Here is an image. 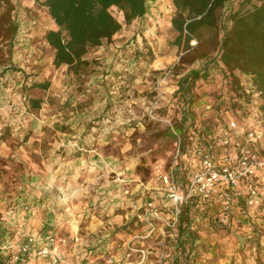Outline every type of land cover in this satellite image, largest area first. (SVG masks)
<instances>
[{"label": "rangeland", "instance_id": "374dc122", "mask_svg": "<svg viewBox=\"0 0 264 264\" xmlns=\"http://www.w3.org/2000/svg\"><path fill=\"white\" fill-rule=\"evenodd\" d=\"M9 2L18 27L19 9L29 1ZM236 6L222 11L219 38ZM111 12L121 37L91 49L77 74L51 67L46 52L26 74L12 61L16 35L11 47L0 38V113L6 110L4 118L0 114V264L20 232L65 238L72 227L77 235L96 222L111 228L108 238L121 242L117 234H125V244L104 248V258L121 255L125 245L159 246L157 232L145 237L137 217L148 202L173 223L164 229L163 245L177 246V264H264V203L249 206L244 187L228 203L191 196L176 206L174 220L161 182L172 174L185 195L197 168L192 148L211 144L215 128L229 117L243 122L256 110L264 115L260 96L245 92L251 76L228 72L209 35L199 48L194 40L190 48L177 47L172 27L146 38L143 24L125 25L118 10ZM38 20L32 26L37 42L48 29ZM9 48L11 67L2 64ZM193 71L199 78L182 85ZM44 82L47 89L33 87ZM176 227L179 236L170 238Z\"/></svg>", "mask_w": 264, "mask_h": 264}, {"label": "trees", "instance_id": "16d2710c", "mask_svg": "<svg viewBox=\"0 0 264 264\" xmlns=\"http://www.w3.org/2000/svg\"><path fill=\"white\" fill-rule=\"evenodd\" d=\"M31 1L41 3L56 26L44 35L45 42L53 50V67L65 66L73 74L87 64L85 56L91 49L109 43L121 30L122 25L111 10L116 9L122 14L125 25L142 19L146 13V0ZM229 1L172 0L175 13L170 22L176 34L172 45L190 48L189 44L194 40L196 48H199L202 38L209 35L210 42L219 51V61L228 72L238 71L251 76L253 85L260 92L264 111V0H239L227 16L229 27L223 29L219 38L220 18ZM0 8L5 9L0 16V38L11 47L18 27L11 20L9 0H0ZM205 52L200 56H205ZM10 55L9 48L3 65L12 66ZM190 76V82L189 76L185 77L182 85L193 84L199 78V72L193 71ZM238 84L236 81L235 86L238 87ZM48 86V82L33 85L40 89H47ZM30 103L32 108H38L40 101L30 99Z\"/></svg>", "mask_w": 264, "mask_h": 264}, {"label": "built area", "instance_id": "2783aa9c", "mask_svg": "<svg viewBox=\"0 0 264 264\" xmlns=\"http://www.w3.org/2000/svg\"><path fill=\"white\" fill-rule=\"evenodd\" d=\"M248 95L260 96V92L248 83L245 89ZM212 143L192 148V157L197 168L186 183V193L179 190L173 175H164L161 182L166 188L167 198L175 206L173 218L178 216L176 206L191 196L215 198L228 203L238 190L244 187L245 201L249 206L264 203V115L261 111L246 116L243 122L229 117L225 123L215 128ZM202 139L206 140L204 136ZM233 144L230 146V144ZM176 157L180 154L178 141ZM214 147V149L212 148ZM177 159V158H176ZM28 210V207L24 208ZM147 229L145 237L160 232L166 237L165 227L173 226L169 219L162 217L152 203L144 205L137 215ZM171 218V220H173ZM156 220L160 221L156 224ZM161 228V229H160ZM161 230V231H160ZM79 244V237L71 239ZM66 238L56 237L51 232L44 234L19 233L18 243H9L6 247L10 254L3 264H92L88 260L68 261L63 252ZM177 246L125 245L121 255H110L105 264H177L174 256Z\"/></svg>", "mask_w": 264, "mask_h": 264}, {"label": "crops", "instance_id": "0c3cea01", "mask_svg": "<svg viewBox=\"0 0 264 264\" xmlns=\"http://www.w3.org/2000/svg\"><path fill=\"white\" fill-rule=\"evenodd\" d=\"M28 1L30 2L31 0ZM234 1L235 3L238 2V0H230L225 4L224 8H226L228 4H232ZM29 2L23 5L26 7L19 9L20 20H18V22L20 23H18V31L14 41V52L12 54V61L14 63H20L21 65L19 68L24 70L26 74L29 72V70L34 68L33 66L40 64V62L43 61L45 52L47 53V62L52 67L53 50L45 42L44 35L48 30L56 29V26L50 19L46 8L44 6L38 8V5H36L33 1L32 3ZM174 12L175 9L172 5V0H146V13L144 17L142 19L134 20L131 25L134 27L138 26L139 23L143 24L145 27V31L143 33L144 37H158L161 31L171 28L170 15L172 14L173 16ZM26 14L30 15L28 18L29 22L25 20ZM38 15L42 17V20L48 26L47 31L42 33V38H39V42H37L38 40L36 41L35 29L32 27L37 23L40 24ZM120 37L121 35L118 32L113 36L112 40H116ZM139 39L141 40V38ZM101 47L102 46L98 48ZM91 56V52H88L85 56V60L91 58ZM0 114L2 115V118H4L6 115V110ZM63 164L64 163H62V165ZM72 228L70 229L69 234L65 235V238L68 241L63 248L64 256L68 261L77 262L80 260H88L92 264H105L106 257L104 258L102 256L103 253H101L104 251V248L112 249L115 248V246L125 242L123 238L125 235L124 233L117 234L118 237H122L120 239L121 242L118 240L116 241L114 238H108L112 234L111 228L100 225L99 222L92 223L91 226H86L84 230H81L80 234L77 235V229L75 230L76 227L74 226ZM171 231L172 232L168 234L170 238L179 236L177 227ZM157 235L160 236V232L157 231ZM76 236L80 239L79 244H74L71 240ZM164 240L165 237L160 236V242L158 245L161 247H169L163 245ZM260 244L264 245V236L261 237ZM101 259L103 260L100 263Z\"/></svg>", "mask_w": 264, "mask_h": 264}]
</instances>
